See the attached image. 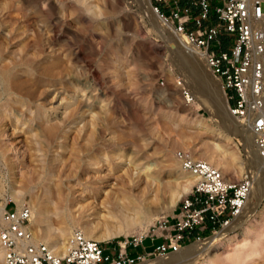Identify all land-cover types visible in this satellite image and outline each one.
<instances>
[{
	"label": "rangeland",
	"instance_id": "374dc122",
	"mask_svg": "<svg viewBox=\"0 0 264 264\" xmlns=\"http://www.w3.org/2000/svg\"><path fill=\"white\" fill-rule=\"evenodd\" d=\"M174 40L137 0H0V196L32 205L36 241L66 227L61 242L79 228L106 246L169 216L193 182L173 156L177 148L232 179L245 156L259 162L227 116L213 113L203 67ZM124 161L129 176L119 169ZM228 162L235 175L224 171ZM226 232L188 263L182 249L156 258L264 264V195Z\"/></svg>",
	"mask_w": 264,
	"mask_h": 264
},
{
	"label": "built area",
	"instance_id": "2783aa9c",
	"mask_svg": "<svg viewBox=\"0 0 264 264\" xmlns=\"http://www.w3.org/2000/svg\"><path fill=\"white\" fill-rule=\"evenodd\" d=\"M264 0H150L173 30L204 52L212 74L224 89L229 112L254 134L264 158ZM186 100L193 96L177 78ZM193 182L169 216L155 219L141 232L108 247L74 228L61 252L36 241L30 227L32 205L0 196L1 264H138L167 257L189 243L226 226L242 212L257 170L244 165L232 179L190 150L173 151ZM12 207L9 208L8 206ZM147 240V243H146Z\"/></svg>",
	"mask_w": 264,
	"mask_h": 264
},
{
	"label": "bare ground",
	"instance_id": "6f19581e",
	"mask_svg": "<svg viewBox=\"0 0 264 264\" xmlns=\"http://www.w3.org/2000/svg\"><path fill=\"white\" fill-rule=\"evenodd\" d=\"M137 1L142 5L144 3L146 4L147 16H148L149 20L152 22L153 27L157 31H161L163 33L166 31L173 32L174 38H175V40H174L175 43L179 47H181L185 52H187L189 55H192L193 57H195L196 60L198 61V63L201 64V67H203L204 69L202 68L200 71L204 73V75H203L204 76L203 80H204V85H205L204 87H206L207 92L210 93L211 101L213 104V106H212L213 113L216 115L224 113L225 116H227V119H229L228 129H234L237 131V133H240L241 137H242L241 141L244 142V145H246L249 149L254 147L253 151L250 150V152L254 153V155H252V158L255 156L258 158V161H259V162H257L256 160L254 161L249 156L248 157L245 156V166H247V164H249V166H251L252 164L250 165V162H253L252 166H254V168L257 170L258 173H257V176L255 178L253 187H252V189L248 195V198H247V200L243 206L242 212L240 214H238L235 218H233L226 226H224L221 229H218L215 233L211 234L210 235L211 237L208 236L209 238L205 237L203 239L193 241L191 244L186 245V247L185 246H184V248L182 247L181 248L182 252H180V253L182 254V256L183 255L185 257L187 256L186 260H185V263H186L187 261L190 260L191 256L197 255L198 253H202L203 251L208 250L215 241L219 240L222 235L227 233L226 232L227 229L230 230V229H233V228L243 224L255 212L256 206L259 204L260 200L262 199V197L264 195V158L261 157L257 152L256 145L254 143V134H253V131L251 130V128L249 126H242L240 124V122L237 121V119L229 112L228 106H227V100L223 94L224 89H223V91L221 90V88L218 86V82L214 81V79L210 75V71L208 70L206 65L204 66V62H203L205 59L204 52L201 49L197 48L196 46H193L190 43H188L184 34L174 31L171 22L166 21V20H164V18L158 16L157 21H156L157 23H155V21L153 20V13L150 12V10H149L150 0H137ZM206 70L208 71V73H205ZM184 82L188 86L186 80H184ZM215 93L218 94L217 97H216ZM216 146H217L216 149H218V151H216L217 155H216L215 159H216V161H220L223 159L224 153L222 150H220V146L218 144H216ZM248 158H249V160H248ZM131 159H133V158L130 157L128 163L131 162ZM139 164L140 163L137 162V160H134V162H132V164L129 165L133 169H135L136 172H134V173H136V174L139 173V170H138V168L140 167ZM120 166H122V167L121 168L119 167V169L123 170L125 168L124 170H127L126 174L128 175L129 173H128V166H127L126 161L121 162ZM141 168L142 167H140V170H141ZM239 168L242 169V165H239ZM237 170H238L237 167L234 166L230 162H228L226 165H224V171L227 174L235 175L237 173ZM124 172H126V171H124ZM189 175L193 178V175H191V174H189ZM117 177H118V175H117ZM136 184H137V181H136ZM1 197H2L3 201H5L7 199L5 196H1ZM20 204H22V203H20ZM20 204H18V205H20ZM36 210H37V214H38L39 219L40 220L43 219L44 218L43 209L39 206V207H37ZM144 218H145V216L142 217V219H144ZM147 227H148V225L146 227H143V229H146ZM218 232H220V233L216 234ZM47 233L48 232H46V234ZM67 233L68 232H67L66 227L61 228V229L59 228L57 231H54L53 233H49L50 235H48L49 236L48 242L47 241L46 242H47V244H50L52 246H56L59 244L60 245L59 247L61 249H63L65 246V242L64 241L61 242V240H64ZM202 240H204V241L202 242ZM172 254H175V253H172ZM164 262H166V261L162 260V259L155 258V259H150V260L145 261V264L146 263L147 264H162Z\"/></svg>",
	"mask_w": 264,
	"mask_h": 264
},
{
	"label": "water",
	"instance_id": "95a60500",
	"mask_svg": "<svg viewBox=\"0 0 264 264\" xmlns=\"http://www.w3.org/2000/svg\"><path fill=\"white\" fill-rule=\"evenodd\" d=\"M149 10H150V12H152L153 13V20L155 21V23H157L156 21H157V18H158V13L153 9V7H152V5H151V3L149 2Z\"/></svg>",
	"mask_w": 264,
	"mask_h": 264
},
{
	"label": "crops",
	"instance_id": "0c3cea01",
	"mask_svg": "<svg viewBox=\"0 0 264 264\" xmlns=\"http://www.w3.org/2000/svg\"><path fill=\"white\" fill-rule=\"evenodd\" d=\"M215 77H216V76H215ZM113 245H115V243H110V244H108V245H106V246L111 247V246H113Z\"/></svg>",
	"mask_w": 264,
	"mask_h": 264
}]
</instances>
